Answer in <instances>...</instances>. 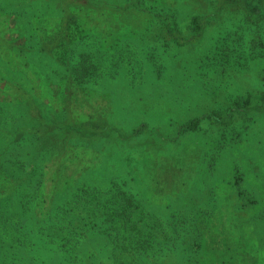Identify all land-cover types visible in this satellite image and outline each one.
I'll return each instance as SVG.
<instances>
[{
	"label": "rangeland",
	"instance_id": "obj_1",
	"mask_svg": "<svg viewBox=\"0 0 264 264\" xmlns=\"http://www.w3.org/2000/svg\"><path fill=\"white\" fill-rule=\"evenodd\" d=\"M144 1L172 4L177 28L189 24L193 30L192 37L184 31L186 45L167 49L158 80L151 62L132 61L128 67L132 73H128L119 59L141 57L143 51L138 53V47L126 50L120 46L137 26V16H128V23L118 25L121 16L113 15V23L110 14L98 7L67 10L81 33L105 43L99 50L105 53L101 65L115 77L105 78L97 92L69 87L64 84L70 82L60 78L57 92L50 88V82L67 67V62H54L50 52L61 31L56 17H32L28 29L17 22L9 28L10 17L0 13V78L14 86L0 83V101L10 105L7 109L24 113L26 107L19 104L25 96H32L58 110L66 119L62 123L102 118L112 128L104 137L83 130L78 138L72 137L71 130L58 138L48 133L51 150L42 177V173L31 175L24 165L9 162L12 158L6 154L11 145L5 137L8 132L13 135L16 124L0 126V264H199L200 260V264H264V0ZM191 16L197 17L195 21ZM29 34L41 41V47L34 48ZM94 37L87 43H95ZM84 45L77 46L76 52H87ZM41 48L44 53L39 52ZM135 78L140 84L130 87L127 82ZM192 120H197L196 128L178 129ZM28 124L35 127L37 121ZM10 138H17V133ZM71 141L74 144L68 151L65 144ZM31 147L25 136L18 150L21 157H16L22 159L33 151ZM177 159L183 162L178 171L171 165ZM26 176L31 177L29 184L23 181ZM110 179L124 182L122 188L139 194L145 205L148 215L142 224L136 219L138 230L132 227V234L147 237L154 230L147 220L156 218L159 224L170 210L180 211L188 218L186 243L190 237L197 242L195 251L183 252L180 245L174 250L167 247L152 262L142 258L141 247L115 241L116 249L122 247L120 257L106 260L98 254L87 259L88 244L79 239L71 244L79 250L74 260L64 249L60 252L57 235L61 231L53 221L43 225V200L55 193V209L70 207L74 202L65 191L75 187L79 192L81 185H89L96 192L91 204L97 207L86 200L74 204L84 211L87 206L105 211L103 205L116 195V189L103 194ZM31 190L34 195L29 197ZM28 200L34 213L22 214ZM93 208L86 211L87 219L94 215L97 223L103 220L106 226L105 218ZM197 210L205 218L201 217L200 236L195 240ZM15 216L19 222L14 228L9 219ZM159 234L166 236L164 231ZM102 239L93 236L91 241L102 247L107 244Z\"/></svg>",
	"mask_w": 264,
	"mask_h": 264
},
{
	"label": "trees",
	"instance_id": "obj_2",
	"mask_svg": "<svg viewBox=\"0 0 264 264\" xmlns=\"http://www.w3.org/2000/svg\"><path fill=\"white\" fill-rule=\"evenodd\" d=\"M40 4H43V6ZM72 6L83 11H91V8L98 7L100 8L98 11H107L110 14L109 17L113 23H115V18L113 15L121 16L117 19L118 21L116 23H118V25H124V23H128L126 20V17L128 16H137V26L134 30H131L130 34L128 31L126 32V34L130 35V38L120 41V46L126 50H130L131 48L137 49L138 47L140 50L138 53H140L141 50L143 51L141 53V57L138 58L139 54L134 58H128L124 55L125 57L121 56L119 59L121 60V63L124 62V66L127 69L128 67H131L132 61L138 62V59L140 62H151V65L154 67V71H156L153 72L155 73L153 74L155 80H158L163 75L164 70L158 69L159 66L161 67V63L164 60L163 58L168 52L167 49L170 51L174 45L181 47L188 43V38L184 36V31H188V37L193 36V30L190 29L191 26L189 24L184 26L182 30L177 28L176 19L172 11V4V7L167 5L162 6V4H153V2H146L144 0H126V2H117V0H0V13H3L4 16H7L8 18L10 17L8 19L9 25L7 26L9 28L14 25V22H17L22 23L24 29H28L29 25H31L28 20H30L32 17L57 18L58 26L61 25V31L56 35V44L51 47L50 52H52L54 57L53 61L55 60L54 62H60L61 64H65L67 62V67L63 71L64 74L59 77L57 76L59 74L52 71V73L57 74L55 75L57 78L54 83L50 82V88L56 92L61 79H66V81H69L71 85L64 84L69 87L75 88L74 86H81L80 88L75 89H81V91L87 90L97 92V87L104 83L105 78L115 77L114 74L111 73V75L107 71L106 66L101 65V62H103L105 58V53L99 52V50L105 47V43L100 42L98 40L99 38L96 39L89 33L80 32V29L78 28L79 25L77 24L76 20L71 18V16L67 13V10ZM195 18L197 17L191 16V19L194 21ZM21 20H24L25 22H21ZM28 37L30 40H33L34 48L41 47L40 40H35L34 36L30 34ZM91 37L95 38V43H87ZM114 42L116 44L119 43L118 40H115ZM83 44H85L84 46L88 47V51H83L84 53H77L75 48ZM158 44H160V50L158 49ZM30 51H32V49H30ZM39 52L44 53L42 48L39 50ZM151 65L150 69L152 68ZM131 71L132 70L128 69L127 72L132 73ZM135 79H131V81H128L127 84L130 87L139 85V82H135L139 80V78ZM3 82L4 85L14 88L12 82H8L7 79L2 77L0 78V83ZM32 98V96H25V98H23V100L20 102V106L26 107L24 113L18 112L17 110L12 111L11 108L7 109L10 107V105L0 101V126L6 128L11 123H14L16 124L15 128L17 129L13 132V135L8 132L5 137V143L8 142L11 145V151L8 152L6 156L8 158H12V161H8L16 163L19 166L24 165V167L29 170L31 175L34 173H42L41 176L44 177V169L47 168L49 164L48 162L45 165L47 161L45 158L47 157V153H49L51 150V148L48 146L49 142H47L50 136H56V138H58L59 134L63 136L62 134H65L71 130L72 137L78 138L79 135L83 134V132L80 130H83L85 133L88 132L104 137L107 136L108 132H110L112 129L107 124V122H105L106 120L102 118L91 120L88 117L85 122L76 121L77 123H62L66 119L61 116L58 110H55L51 106H47L44 103H39L37 99ZM29 120L37 121L36 126H29ZM196 121L197 120H192L189 123L181 124L178 129L182 131L188 127H190V129H193L194 127L196 128ZM50 132L51 134L48 136V133ZM16 133L17 138H10V136L15 137ZM25 136L27 140L31 142V148L33 151L26 152L22 159H18L16 156H20V153L18 152L20 148V142L24 141ZM54 142L57 143V139L54 140ZM73 144L72 141L65 144L68 151L72 149L71 147ZM65 149L66 148H64V150ZM1 151L4 153V150ZM171 165L176 171L183 168V162L181 163L179 159L172 161ZM23 179L25 183L29 184L31 177L26 176V178ZM110 181V186L108 189L103 191V194H113V190L116 189V195L111 198V200H107V202L103 205L105 211H100L98 209L96 210L91 206H87L86 208V211H90L92 210L91 208H93V211H96V213L97 211L101 213L99 215L100 217L102 216V219L103 217L105 218L106 226L103 225V220L100 223H97L98 219L95 218L94 215L93 219H87L90 218V216L87 215L88 212L80 209L79 206L74 204L76 203L79 205L82 200H86L89 204L92 203L96 197V192L94 188L89 185H81L79 192V188L76 190L75 187H73L74 189L70 188L66 191L64 190L65 192H68L70 198L72 199L71 203L74 202L70 205V207L62 205L57 206L55 209V207L52 206L54 204L52 201L55 197V193L52 194V198H50L48 201L43 200L44 203H46V205H43L41 208L46 210V213L44 214L43 225H47L53 221L51 224H56L57 230L61 231L60 237L57 235V244L59 245L58 247L60 252L61 250L63 252L64 249L65 252L70 253V255L73 256L74 260L77 252L79 254V250L77 246L76 249L72 248L71 244L75 245L79 239H82L88 244L86 250L87 259H90L92 256L98 254L105 256L106 260H111L112 257H120V249L122 250V247L116 249L117 244L115 241L118 243L123 241V246H126L127 241V246L133 244L135 246L141 247V252L143 253L142 258L144 259L146 257L148 260H152V262L159 260L161 255L160 251L167 247L170 250H174L176 245H180L183 252L193 253L195 251L197 248V242H195L190 237V242L186 243L185 224H187L188 218L180 211L173 212L170 210L166 215L167 217L165 216L162 218V222L159 224L155 223L156 218L155 221L147 220L150 223V227H154V230L150 232L151 234H148L147 237L142 235L139 236L138 234H132V227L134 229L137 228L136 231L138 230L136 225L138 222H136V219L140 218L141 220L139 221L140 224H142V218H145L148 215V213H146L145 205L143 202L142 204L139 201V194H135L131 189L127 190L122 188L123 184L120 183L124 182L115 183V180L113 179H110ZM85 186H87V188H83ZM118 186H121V189L117 190ZM88 191V195L83 197L82 194ZM30 192L31 193L28 196L32 197L34 195V190H31ZM36 193H38L37 190H35V195ZM114 199L118 200L114 201ZM24 202L26 203L25 207L27 208L22 212V214L31 213L32 208L31 206L29 207L31 204L30 201L28 200ZM91 205L97 207L98 204L95 203ZM165 208L167 209V206ZM53 211L59 213V217L57 214L53 215L55 213ZM103 211L105 213H103ZM32 213H34V210ZM196 216V226L192 234L195 240H197L198 236H200V225L202 220L205 218L204 214L201 215L200 210H197ZM201 217L203 218L202 220ZM55 218L57 219L55 220ZM9 220L12 221V223L14 222V228L19 222L16 216L10 218ZM134 224L136 227H134ZM20 226H18V231L21 229ZM160 231H164L166 236H161L159 234ZM93 236H101V238L103 237V243L107 244L103 245L102 247L96 246L95 242L91 241ZM112 237L114 239H112ZM67 243H69L68 246ZM169 252L171 255L174 254L172 251ZM200 263L201 260L199 261V264ZM99 264H106V262L103 261ZM187 264L194 263L188 262Z\"/></svg>",
	"mask_w": 264,
	"mask_h": 264
}]
</instances>
